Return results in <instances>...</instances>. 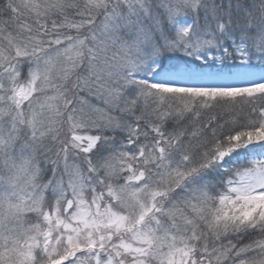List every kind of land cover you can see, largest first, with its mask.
<instances>
[{"label":"snow or ice","instance_id":"1","mask_svg":"<svg viewBox=\"0 0 264 264\" xmlns=\"http://www.w3.org/2000/svg\"><path fill=\"white\" fill-rule=\"evenodd\" d=\"M0 264H264V0H0Z\"/></svg>","mask_w":264,"mask_h":264}]
</instances>
